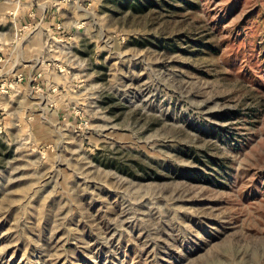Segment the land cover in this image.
Returning a JSON list of instances; mask_svg holds the SVG:
<instances>
[{
    "label": "rangeland",
    "instance_id": "rangeland-1",
    "mask_svg": "<svg viewBox=\"0 0 264 264\" xmlns=\"http://www.w3.org/2000/svg\"><path fill=\"white\" fill-rule=\"evenodd\" d=\"M0 71V264H264V0H0Z\"/></svg>",
    "mask_w": 264,
    "mask_h": 264
},
{
    "label": "built area",
    "instance_id": "built-area-1",
    "mask_svg": "<svg viewBox=\"0 0 264 264\" xmlns=\"http://www.w3.org/2000/svg\"><path fill=\"white\" fill-rule=\"evenodd\" d=\"M0 75H1V71H0ZM42 76V73H36L35 74V80L37 79V78H40ZM16 78H17V80L18 81H21V80H23L24 79V75L23 74H17V76H16ZM1 132V131H0Z\"/></svg>",
    "mask_w": 264,
    "mask_h": 264
},
{
    "label": "crops",
    "instance_id": "crops-1",
    "mask_svg": "<svg viewBox=\"0 0 264 264\" xmlns=\"http://www.w3.org/2000/svg\"><path fill=\"white\" fill-rule=\"evenodd\" d=\"M16 74H17V73H15V74L13 75L14 78L16 77ZM0 84H1V82H0ZM19 85H20V83L17 82V83H16V86H19ZM15 90H17V89H15ZM12 91H14V89H13V90H10L8 93H11ZM2 95H4V94H2V92H1L0 97H1Z\"/></svg>",
    "mask_w": 264,
    "mask_h": 264
}]
</instances>
